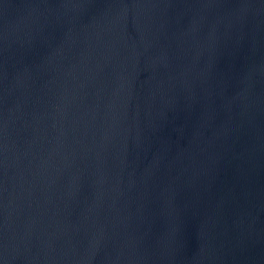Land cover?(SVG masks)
Segmentation results:
<instances>
[{"label":"water","instance_id":"1","mask_svg":"<svg viewBox=\"0 0 264 264\" xmlns=\"http://www.w3.org/2000/svg\"><path fill=\"white\" fill-rule=\"evenodd\" d=\"M0 264H264V0H0Z\"/></svg>","mask_w":264,"mask_h":264}]
</instances>
